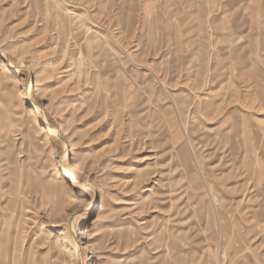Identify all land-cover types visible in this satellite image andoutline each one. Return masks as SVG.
<instances>
[{
    "label": "rangeland",
    "instance_id": "374dc122",
    "mask_svg": "<svg viewBox=\"0 0 264 264\" xmlns=\"http://www.w3.org/2000/svg\"><path fill=\"white\" fill-rule=\"evenodd\" d=\"M0 252L264 264V0H0Z\"/></svg>",
    "mask_w": 264,
    "mask_h": 264
},
{
    "label": "bare ground",
    "instance_id": "6f19581e",
    "mask_svg": "<svg viewBox=\"0 0 264 264\" xmlns=\"http://www.w3.org/2000/svg\"><path fill=\"white\" fill-rule=\"evenodd\" d=\"M66 179H67V183L69 184V186H71V187H75V188H78V187H80L81 186V182L80 181H78V180H76L75 178H73V177H70L68 174H66ZM66 187V186H65ZM88 189H90L91 190V192H93V193H95L96 192V190H95V188H94V186H89V188ZM102 217H104V214L102 215ZM1 253V252H0ZM1 256H0V264H2V260H1Z\"/></svg>",
    "mask_w": 264,
    "mask_h": 264
}]
</instances>
